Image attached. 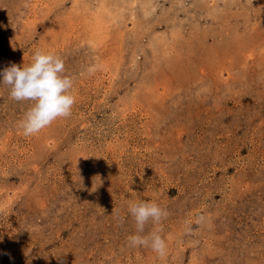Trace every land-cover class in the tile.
Masks as SVG:
<instances>
[{"label": "rangeland", "instance_id": "374dc122", "mask_svg": "<svg viewBox=\"0 0 264 264\" xmlns=\"http://www.w3.org/2000/svg\"><path fill=\"white\" fill-rule=\"evenodd\" d=\"M37 49L76 102L25 137L0 84V264H264V0H0V72Z\"/></svg>", "mask_w": 264, "mask_h": 264}, {"label": "clouds", "instance_id": "9594fccd", "mask_svg": "<svg viewBox=\"0 0 264 264\" xmlns=\"http://www.w3.org/2000/svg\"><path fill=\"white\" fill-rule=\"evenodd\" d=\"M0 77V84L10 89L13 100L32 102L19 122V128L25 137L38 134L58 118L71 116L76 102L71 92L74 82L71 76L65 75V63L60 56L37 49L28 65L18 66L13 63L0 72ZM128 212L136 225V234L127 238L129 246L149 247L159 257H165L167 245L159 234L161 229L148 235L141 233L150 220L159 225L162 219L167 218V210L155 202L141 200L130 203ZM204 219L203 215H199L195 223L199 225ZM188 231H191V225Z\"/></svg>", "mask_w": 264, "mask_h": 264}]
</instances>
